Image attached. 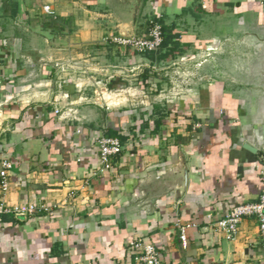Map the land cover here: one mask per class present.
<instances>
[{"label": "crops", "instance_id": "obj_1", "mask_svg": "<svg viewBox=\"0 0 264 264\" xmlns=\"http://www.w3.org/2000/svg\"><path fill=\"white\" fill-rule=\"evenodd\" d=\"M258 12L264 0H0V200L17 210L0 225V264H144L128 248L137 239L162 264H264L255 218L234 241L215 227L264 191V161L232 146L237 119L221 109L232 98L218 77L234 21ZM151 20L168 43L159 53L116 41ZM170 58L207 60L177 69L180 95L142 92L159 79L125 82L162 75ZM103 136L123 144L109 167L97 159Z\"/></svg>", "mask_w": 264, "mask_h": 264}, {"label": "water", "instance_id": "obj_2", "mask_svg": "<svg viewBox=\"0 0 264 264\" xmlns=\"http://www.w3.org/2000/svg\"><path fill=\"white\" fill-rule=\"evenodd\" d=\"M255 14L239 16L231 28L238 38L230 40L237 55L231 59L225 96L232 99L221 109L233 110L237 119L233 148L258 163L264 161V13Z\"/></svg>", "mask_w": 264, "mask_h": 264}, {"label": "built area", "instance_id": "obj_3", "mask_svg": "<svg viewBox=\"0 0 264 264\" xmlns=\"http://www.w3.org/2000/svg\"><path fill=\"white\" fill-rule=\"evenodd\" d=\"M46 10L52 13L49 7ZM116 41L124 46H129L133 50L140 53H153L158 52L164 41V33L162 25L151 20L149 24V31L147 35L138 37H120ZM97 148V159L99 162L109 167L111 159L123 151V144L118 137H106L99 138ZM12 168V163L9 161L4 162V169L1 172V189L3 192H7L10 186L9 170ZM35 206L29 207V212L35 211ZM43 210L49 211L48 206H42ZM17 214V210L12 209L5 202L0 200V225L3 222V217L6 214ZM245 218H255L259 230L261 239L264 242V191L260 195V198L256 202L243 203L234 207L227 215L216 221L215 227L221 232L228 240L234 241L240 229V224ZM181 239L186 238L181 235ZM130 253L133 255L134 260L138 263L144 264H162L159 256V252L156 247L144 240L137 239L131 240L128 243Z\"/></svg>", "mask_w": 264, "mask_h": 264}, {"label": "rangeland", "instance_id": "obj_4", "mask_svg": "<svg viewBox=\"0 0 264 264\" xmlns=\"http://www.w3.org/2000/svg\"><path fill=\"white\" fill-rule=\"evenodd\" d=\"M148 31H149V28H148ZM148 32H146L145 34H143L142 36L144 35H147ZM231 47H233L231 45ZM130 49L138 54H142V55H146L145 53H140L136 50H133L131 47ZM162 49H160L159 51H161ZM176 50V48L174 49ZM234 50V55L236 54L237 55V52L235 51V49H232ZM159 51L157 53H159ZM177 51V50H176ZM222 63H223V67L226 68V67H229L231 64H232V61L230 58L228 59H225V56L224 54L222 55ZM226 60V61H225ZM169 62L167 63H163L162 64V68H164L162 71H159L160 76H158L156 73L155 74H148L147 78H149V82H154V83H157L156 79H159L160 80V83L159 84H163L164 87H158V91L156 90V88H154L153 90L150 89V90H147V89H143L142 92H145L146 94L148 95H156V94H160V90L163 88V94H167L169 96H174V95H180L181 94V91H183V88H182V85L181 84H184L181 82V80H184L180 77V75H178L176 72H177V69L179 67L181 68H188V67H194V66H201L200 68H203V64H205V62H207V60H204V59H184V60H176L175 58H170L168 60ZM177 62V63H176ZM222 65V64H221ZM157 68H160V66H157ZM165 72L168 74V75H163L165 74ZM150 76V77H149ZM154 76V77H153ZM185 78H186V81H185V84L186 86L189 84L190 87L193 86V78L195 79L197 76L193 75V73H186V75H184ZM145 76H143L142 78V81L140 80H137L136 77H129L127 76V78L131 81V82H128V81H125L127 82V84H136L137 83H142V85H145L147 86V83H146V80L144 78ZM158 77V78H157ZM219 77V80H222L223 82L226 81V80H230L231 79V76L229 75L228 73V69H225L222 71V73L218 76ZM136 79V80H134ZM145 93H142L143 95ZM133 96V94L131 93V97Z\"/></svg>", "mask_w": 264, "mask_h": 264}, {"label": "trees", "instance_id": "obj_5", "mask_svg": "<svg viewBox=\"0 0 264 264\" xmlns=\"http://www.w3.org/2000/svg\"><path fill=\"white\" fill-rule=\"evenodd\" d=\"M60 21H61L60 19H59V20H56L57 23H59ZM56 22H52V23H50V26H51V27H54V26H55L54 23H56ZM60 29H62V28H60ZM163 33H164V32H163ZM166 45H168V43H166L165 40H164L161 49H162L163 47H165ZM153 53H157V52H153ZM153 53H147V54H153ZM144 78L146 79L147 76H145Z\"/></svg>", "mask_w": 264, "mask_h": 264}]
</instances>
